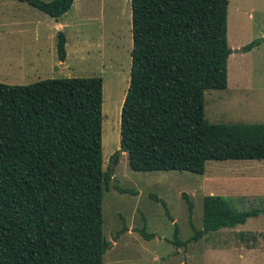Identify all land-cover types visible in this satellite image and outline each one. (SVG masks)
<instances>
[{
    "label": "trees",
    "instance_id": "16d2710c",
    "mask_svg": "<svg viewBox=\"0 0 264 264\" xmlns=\"http://www.w3.org/2000/svg\"><path fill=\"white\" fill-rule=\"evenodd\" d=\"M18 1L55 20L74 2ZM227 6L228 0H130V79L119 147L133 171L203 174L208 160H264V123L210 122L204 114L205 91L227 87ZM56 51L64 61L61 30ZM101 134V77L0 82V264H103L111 243L102 216L110 173L103 170ZM182 196L192 234L180 239L174 222L171 242L177 247L264 213L206 194L202 227L196 228L193 202ZM151 197L173 220L166 202ZM138 231L153 236L144 227Z\"/></svg>",
    "mask_w": 264,
    "mask_h": 264
},
{
    "label": "rangeland",
    "instance_id": "374dc122",
    "mask_svg": "<svg viewBox=\"0 0 264 264\" xmlns=\"http://www.w3.org/2000/svg\"><path fill=\"white\" fill-rule=\"evenodd\" d=\"M61 20L67 23L63 32L68 39L63 62L57 57L59 29L53 17L26 2L0 0V82L102 78L103 170L110 173L102 216L103 234L111 242L103 264H264V213L239 226L209 232L184 248L171 242L174 223L151 197L166 202L178 237L185 239L192 230L183 193L193 202L196 228H201L206 194L226 196L240 210L264 209V160H208L203 174L133 171L123 151L112 161L120 149V111L130 79V0H74ZM257 38L264 40V0H228L227 42L232 54L227 59V87L205 91L208 121L264 123V41L251 52L240 51ZM143 227L153 236L144 237L138 231Z\"/></svg>",
    "mask_w": 264,
    "mask_h": 264
},
{
    "label": "crops",
    "instance_id": "0c3cea01",
    "mask_svg": "<svg viewBox=\"0 0 264 264\" xmlns=\"http://www.w3.org/2000/svg\"><path fill=\"white\" fill-rule=\"evenodd\" d=\"M76 1L77 0H75V3H76ZM67 13V12H66ZM64 15V14H63ZM62 15V16H63ZM62 16H60L57 20H55L56 21V29H59V30H61V31H64V29H65V27H67V23L66 22H63L62 20H61V18H62ZM58 30V31H59ZM66 36V35H65ZM38 38H39V34H38V32L36 31V40L38 41ZM67 40L68 39H66V42H67ZM264 41V40H263ZM263 41L260 43V44H258L257 46H255V47H253L251 50H249V51H247V52H251V51H253L254 49H256L257 47H259L262 43H263ZM37 52H38V48H37ZM232 54V53H231ZM230 54V55H231ZM63 62V61H62ZM250 218V217H249ZM172 219H173V217H172ZM192 219H193V216H192ZM248 219V218H247ZM172 222L174 223V221L172 220ZM246 222V221H245ZM244 224V223H243ZM238 225V224H237ZM237 225H235V226H237ZM239 225H241V224H239ZM238 225V226H239ZM235 226H233V227H235ZM201 227H202V220H201ZM226 228H229V227H226ZM230 228H232V227H230ZM223 229V228H222ZM221 230V229H220ZM240 230V229H239ZM242 230V229H241ZM258 231H260V230H258ZM241 234H243V236L241 235ZM241 235V238H243V239H245V235H246V233L245 232H243V231H240V234H239V236ZM257 240V239H256ZM253 247H250L248 250H250V249H252Z\"/></svg>",
    "mask_w": 264,
    "mask_h": 264
},
{
    "label": "water",
    "instance_id": "95a60500",
    "mask_svg": "<svg viewBox=\"0 0 264 264\" xmlns=\"http://www.w3.org/2000/svg\"><path fill=\"white\" fill-rule=\"evenodd\" d=\"M119 152H122V150H121V149L117 150V152H116V153L113 155V157H112V161L115 159L116 155H117Z\"/></svg>",
    "mask_w": 264,
    "mask_h": 264
}]
</instances>
